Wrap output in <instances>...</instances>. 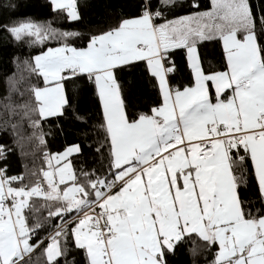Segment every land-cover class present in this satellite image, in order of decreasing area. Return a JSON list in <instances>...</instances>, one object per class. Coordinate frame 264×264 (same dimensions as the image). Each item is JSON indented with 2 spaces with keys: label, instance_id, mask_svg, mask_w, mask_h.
Returning <instances> with one entry per match:
<instances>
[{
  "label": "snow or ice",
  "instance_id": "6c2138e0",
  "mask_svg": "<svg viewBox=\"0 0 264 264\" xmlns=\"http://www.w3.org/2000/svg\"><path fill=\"white\" fill-rule=\"evenodd\" d=\"M16 7L0 32L38 51L14 58L0 159L42 163L0 167V264H264V0H121L95 22L87 0L40 22ZM65 118L82 142L52 152Z\"/></svg>",
  "mask_w": 264,
  "mask_h": 264
},
{
  "label": "trees",
  "instance_id": "16d2710c",
  "mask_svg": "<svg viewBox=\"0 0 264 264\" xmlns=\"http://www.w3.org/2000/svg\"><path fill=\"white\" fill-rule=\"evenodd\" d=\"M10 2L17 5L14 14L11 15V19L13 20L33 19L34 21L40 22L53 19L47 7V0H0V22H6L8 18V13H5L4 8ZM119 2L121 0H87L88 7L82 8L81 11L84 13L86 21L95 22L106 13V6L109 3ZM9 11L13 12V10ZM54 26L59 27L62 24L60 21H54ZM37 51L38 47H31L27 43H15L9 40L3 32H0V104H3L4 98L9 95L8 78L13 73L20 74V70L17 69L16 64L13 62L14 58L20 57L23 60L37 54ZM202 52L206 66L215 67L218 61L219 49L213 44H208L206 48L202 49ZM149 99L150 96L145 95L140 103L147 104ZM77 100L79 101L81 114H92L90 103L82 95H78ZM85 110H87V113H85ZM56 123L57 121L53 120L51 124H45L44 126V131L46 133L50 132V135L47 136L50 151H61L68 144L82 142L77 126L70 118H65L63 121V133L55 126ZM0 141L11 143L9 135L2 131H0ZM41 163L39 155L36 157L32 155L22 157L19 151L9 153L6 160L0 159V167L7 164L10 174L37 171L41 167ZM25 165L27 168H25ZM206 255L207 253H201L196 256L194 264H205ZM176 264H193V259L184 249H181L177 256Z\"/></svg>",
  "mask_w": 264,
  "mask_h": 264
},
{
  "label": "rangeland",
  "instance_id": "374dc122",
  "mask_svg": "<svg viewBox=\"0 0 264 264\" xmlns=\"http://www.w3.org/2000/svg\"><path fill=\"white\" fill-rule=\"evenodd\" d=\"M33 20V19H32ZM62 151V150H61Z\"/></svg>",
  "mask_w": 264,
  "mask_h": 264
}]
</instances>
